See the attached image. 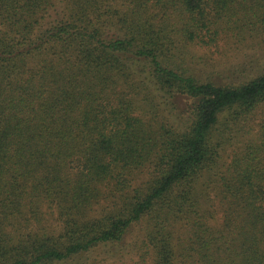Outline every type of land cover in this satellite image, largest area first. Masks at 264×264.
Masks as SVG:
<instances>
[{"label":"trees","instance_id":"1","mask_svg":"<svg viewBox=\"0 0 264 264\" xmlns=\"http://www.w3.org/2000/svg\"><path fill=\"white\" fill-rule=\"evenodd\" d=\"M222 46L264 0H0V264H264V65Z\"/></svg>","mask_w":264,"mask_h":264},{"label":"rangeland","instance_id":"2","mask_svg":"<svg viewBox=\"0 0 264 264\" xmlns=\"http://www.w3.org/2000/svg\"><path fill=\"white\" fill-rule=\"evenodd\" d=\"M195 51L200 62L198 66L196 65L197 68L200 71H203L205 75L218 82H229V79H233L234 81L238 80L237 82H239L240 79H243L242 76L246 75L245 73H247V71H245L242 76L235 73L242 71L245 69V67L251 71V69L258 67L259 63L264 65V51L261 49H235L222 46L221 48H196ZM243 64H246V66L242 68V70H238L235 73H230L232 70L239 69ZM255 75H253V77ZM124 261L125 263L120 264H127L130 259H125ZM112 263L113 262H111V264Z\"/></svg>","mask_w":264,"mask_h":264}]
</instances>
